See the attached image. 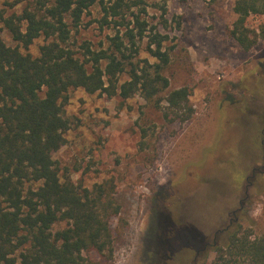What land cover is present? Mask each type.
Segmentation results:
<instances>
[{"label":"rangeland","instance_id":"obj_1","mask_svg":"<svg viewBox=\"0 0 264 264\" xmlns=\"http://www.w3.org/2000/svg\"><path fill=\"white\" fill-rule=\"evenodd\" d=\"M36 1L0 0V16L28 11L43 17ZM235 1L95 0L76 29L65 18L67 47L80 60L84 46L112 52L109 39L117 33L129 48L124 35L132 27L137 34L135 19L145 31L132 63H157L147 50L154 33L165 38L162 50L170 58L162 73L169 86L151 101L139 93L126 100L83 89L67 93L68 130L52 159L61 177L88 190L105 185L120 207L109 220L111 256L83 253V264H193L204 243L195 263L213 264L215 248L227 237L219 232L235 218L232 230L264 235V41L245 51L231 38ZM116 5L119 16L105 17L103 8ZM262 23L250 16L246 25L257 31ZM1 27L4 44L22 55L37 58L49 42L41 35L25 48ZM125 69L117 85L128 80ZM180 88L187 89L191 109L184 123L164 102ZM37 187L25 184V190ZM65 227L58 222L51 232ZM173 233L178 237L167 242Z\"/></svg>","mask_w":264,"mask_h":264},{"label":"trees","instance_id":"obj_2","mask_svg":"<svg viewBox=\"0 0 264 264\" xmlns=\"http://www.w3.org/2000/svg\"><path fill=\"white\" fill-rule=\"evenodd\" d=\"M36 2L43 17L28 11L6 19L0 16V32L3 25L13 41L25 48L41 35L49 40L32 58L7 47L0 38V264H83V253L111 256L109 220L119 215L120 207L105 185L88 190L61 177L52 159L64 145L68 130L63 117L67 93L83 89L123 100L139 93L151 101L169 86L162 73L170 58L162 50L165 38L154 33L147 50L157 63H132L145 31L135 19L137 34L132 27L124 35L129 48L117 33L109 39L112 52L84 46L85 59L80 60L67 47L71 30L65 18H71V28L76 29L95 0ZM118 8H103L105 17L119 16ZM232 12L230 36L240 48L248 51L264 41V0H237ZM250 16L263 19L257 31L246 25ZM127 67L128 80L117 85ZM187 98L186 88L164 98L166 110L181 123L191 117ZM261 159L264 163V140ZM260 177L264 181V165ZM28 183L38 187L25 190ZM58 222L66 227L52 233ZM235 226L215 248L213 264H264V235L252 237L240 226L232 230ZM177 237L173 233L165 240L170 243Z\"/></svg>","mask_w":264,"mask_h":264},{"label":"flooded vegetation","instance_id":"obj_3","mask_svg":"<svg viewBox=\"0 0 264 264\" xmlns=\"http://www.w3.org/2000/svg\"><path fill=\"white\" fill-rule=\"evenodd\" d=\"M236 219V218H235ZM235 219H232V220H230L229 222H228V225L222 230V231H220L219 232V234L220 233H223V232H227L228 231V229L234 224V223H236L235 222ZM216 235H217V233L214 235V238L216 237ZM214 242H213V245L212 246H214ZM207 247H208V244H206V243H204L203 245H202V248L200 249V250H196V254H195V260H194V263L193 264H196L195 262H196V260H197V257L201 254V253H203V252H205V250L207 249Z\"/></svg>","mask_w":264,"mask_h":264},{"label":"water","instance_id":"obj_4","mask_svg":"<svg viewBox=\"0 0 264 264\" xmlns=\"http://www.w3.org/2000/svg\"><path fill=\"white\" fill-rule=\"evenodd\" d=\"M235 222H237V219H235Z\"/></svg>","mask_w":264,"mask_h":264}]
</instances>
